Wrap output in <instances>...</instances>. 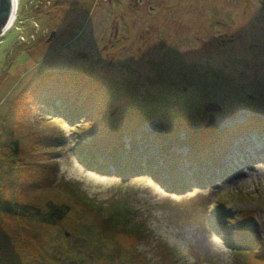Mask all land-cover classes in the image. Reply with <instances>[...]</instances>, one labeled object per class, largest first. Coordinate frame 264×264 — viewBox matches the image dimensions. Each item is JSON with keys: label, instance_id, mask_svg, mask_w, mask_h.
<instances>
[{"label": "rangeland", "instance_id": "rangeland-1", "mask_svg": "<svg viewBox=\"0 0 264 264\" xmlns=\"http://www.w3.org/2000/svg\"><path fill=\"white\" fill-rule=\"evenodd\" d=\"M57 1L85 8L60 35L47 19L31 16L30 0H19L21 21L17 13L11 31L0 37L2 141L6 137L1 118L25 86L44 74L82 70L96 78L132 83L142 95L177 103L178 107L168 109L165 118L186 113L184 104L209 93L198 100L203 106L216 104L220 108L214 113V126L220 132L235 130L250 119L264 122V0ZM49 6L50 2L43 8ZM53 32L56 37L45 41ZM32 41L42 44L40 51L32 58L20 56L11 74L6 75L3 64L16 55L17 45ZM231 106L236 113L230 111ZM192 111L197 114V107ZM61 128L67 135L56 149V181L65 187L57 190L58 201L72 205L70 187L105 208L127 204L131 208L129 223L141 222L147 230L136 249L139 258L148 256L151 261L126 256L108 259L106 249L98 258L86 259L82 264H160L162 261L156 258L162 244L176 251L179 264H257L253 258L230 249L222 232L227 229L233 242L239 239L234 235L237 228L248 229L249 237L264 238V156L257 154L261 150L257 141L264 142V136L249 133L241 141L237 139V149L226 158L232 172L229 179L214 187H192L179 195L166 190L165 181L158 182L150 175L138 173L123 179L110 167L107 170L114 173L83 165L74 150V129L66 124ZM192 128L200 132L198 126ZM161 131L163 125L156 118L145 125L143 134L125 136L126 156L134 155L132 151L138 144V157L134 156L142 157L146 165L152 161L147 159L153 152L161 151L168 163L178 157V172L186 175L195 165L196 155L182 142L173 143L170 137H166L162 148L154 147ZM180 135L183 141L186 135ZM15 176L10 173L6 178L13 180ZM190 176L192 179L195 174ZM219 206L233 212V223L224 229L211 222ZM71 220L69 217L56 228L39 226L40 243L47 251L51 253L71 238L70 226L77 224ZM131 244L126 240L122 249L131 253ZM7 246L14 257L8 263L0 259V264H29L28 254L26 257L18 243Z\"/></svg>", "mask_w": 264, "mask_h": 264}, {"label": "trees", "instance_id": "trees-1", "mask_svg": "<svg viewBox=\"0 0 264 264\" xmlns=\"http://www.w3.org/2000/svg\"><path fill=\"white\" fill-rule=\"evenodd\" d=\"M48 2L50 6L44 9ZM30 7L31 16L47 19L57 29V35L85 9L83 5L57 0H30ZM18 17L21 21L20 10ZM32 42L17 45L16 55L3 64L6 75L11 74L20 56L32 58L40 51L42 44ZM207 96L209 93H203L184 104L186 113L165 118L168 109L178 104L164 97L142 95L132 83L96 78L84 70L44 74L32 80L9 102L8 111L1 118L6 138L0 139V259L6 263L12 260L14 254L7 244L15 242L26 257L28 254L29 264H82L100 252L105 253L106 249L108 259L126 256L147 261L148 256L139 258L136 249L137 243L146 237L145 224L129 223L131 208L127 204L105 208L68 185L72 205L58 201L56 192L65 187L56 181L59 168L56 149L67 135L61 124L74 129V150L83 165L108 173H112L107 170L111 167L123 179L138 173L150 175L165 181L173 192H181L188 188L191 172L188 169L186 175L179 174L178 157L168 163L165 153L153 152L147 159L152 161L143 165V158H137L138 144L132 151L137 157L126 156L124 137L143 134L145 125L159 118L164 132L154 140V147L162 148L166 137L173 143L185 144L196 155L194 163L198 165L191 173L195 174L192 182L202 188L213 187L224 180L223 176L218 178L217 167L237 149V139L241 141L249 133L264 136V122L250 119L235 130L225 132L216 126L206 129L210 114L198 99ZM193 107H197V114L193 113ZM230 111L236 113L232 106ZM194 125L198 126L199 133L192 130ZM181 132L186 135L183 141ZM10 173L16 175L13 180L6 178ZM69 217L71 223H77L70 226L71 238H66V244L57 245L50 253L40 243L39 226L56 228ZM216 221L217 218L213 223ZM236 231L247 238L232 246V250L264 264V238L249 237L243 228ZM126 240L132 242L131 253L122 249ZM176 257L174 249L162 244L156 259L162 261L160 264H179Z\"/></svg>", "mask_w": 264, "mask_h": 264}, {"label": "water", "instance_id": "water-1", "mask_svg": "<svg viewBox=\"0 0 264 264\" xmlns=\"http://www.w3.org/2000/svg\"><path fill=\"white\" fill-rule=\"evenodd\" d=\"M15 6H17V0H0V36H2L3 31L8 27V24L11 21L12 17H14L16 11ZM55 37L56 33L53 32L49 37L48 42H51ZM204 109L207 113L210 114L209 121L206 124V128L208 129L214 126V113L219 112L220 108L216 104H207L206 106H204ZM255 114H257V112ZM66 236L69 237V234H67Z\"/></svg>", "mask_w": 264, "mask_h": 264}, {"label": "bare ground", "instance_id": "bare-ground-1", "mask_svg": "<svg viewBox=\"0 0 264 264\" xmlns=\"http://www.w3.org/2000/svg\"><path fill=\"white\" fill-rule=\"evenodd\" d=\"M15 7H16V6H15ZM14 20H15L14 17H12V19H11V21L9 22L7 28H9V26L14 22ZM7 28H6V30H7ZM11 29H12V28H11ZM11 29L7 30V32L11 31ZM6 30H5V31H6ZM259 147L261 148V150L258 152L259 155H264V143L259 144ZM231 173H232V172H231Z\"/></svg>", "mask_w": 264, "mask_h": 264}, {"label": "built area", "instance_id": "built-area-1", "mask_svg": "<svg viewBox=\"0 0 264 264\" xmlns=\"http://www.w3.org/2000/svg\"><path fill=\"white\" fill-rule=\"evenodd\" d=\"M17 9H18V2H17V6H16V11H15L14 19L17 16ZM11 26H12V24L9 26V28H7V30H9L11 28ZM7 30L6 31L4 30L3 33H2V35L5 34L7 32Z\"/></svg>", "mask_w": 264, "mask_h": 264}]
</instances>
